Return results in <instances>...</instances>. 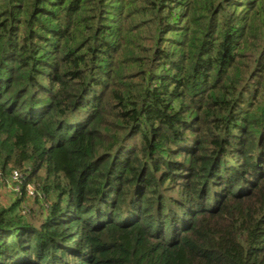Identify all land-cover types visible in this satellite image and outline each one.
Wrapping results in <instances>:
<instances>
[{
	"label": "trees",
	"instance_id": "obj_1",
	"mask_svg": "<svg viewBox=\"0 0 264 264\" xmlns=\"http://www.w3.org/2000/svg\"><path fill=\"white\" fill-rule=\"evenodd\" d=\"M13 170L0 264H264V0H0Z\"/></svg>",
	"mask_w": 264,
	"mask_h": 264
},
{
	"label": "built area",
	"instance_id": "obj_2",
	"mask_svg": "<svg viewBox=\"0 0 264 264\" xmlns=\"http://www.w3.org/2000/svg\"><path fill=\"white\" fill-rule=\"evenodd\" d=\"M5 187L14 192L17 197L22 196L24 191L27 198L36 199L40 197L38 188L34 183L24 185L23 174L19 170H13L8 175L0 171V189ZM28 211L22 208V214H27Z\"/></svg>",
	"mask_w": 264,
	"mask_h": 264
},
{
	"label": "rangeland",
	"instance_id": "obj_3",
	"mask_svg": "<svg viewBox=\"0 0 264 264\" xmlns=\"http://www.w3.org/2000/svg\"><path fill=\"white\" fill-rule=\"evenodd\" d=\"M176 188H180L177 186ZM17 199V196L15 195L14 192L10 190V192L6 195L4 199L0 202V207H8L11 203H13ZM40 200V199H39ZM39 200L38 199H31V198H26L24 200V203L21 205V207L25 210L27 209L28 213L30 214L31 212H38L40 205H39ZM24 206V207H23ZM31 215V214H30Z\"/></svg>",
	"mask_w": 264,
	"mask_h": 264
},
{
	"label": "crops",
	"instance_id": "obj_4",
	"mask_svg": "<svg viewBox=\"0 0 264 264\" xmlns=\"http://www.w3.org/2000/svg\"><path fill=\"white\" fill-rule=\"evenodd\" d=\"M9 192L10 190L7 187L0 189V202L6 197Z\"/></svg>",
	"mask_w": 264,
	"mask_h": 264
}]
</instances>
